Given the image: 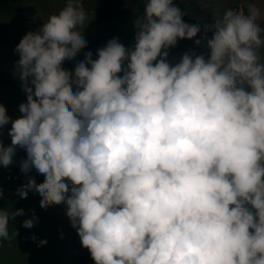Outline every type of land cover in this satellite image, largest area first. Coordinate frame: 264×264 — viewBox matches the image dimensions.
I'll list each match as a JSON object with an SVG mask.
<instances>
[{
	"label": "clouds",
	"instance_id": "1",
	"mask_svg": "<svg viewBox=\"0 0 264 264\" xmlns=\"http://www.w3.org/2000/svg\"><path fill=\"white\" fill-rule=\"evenodd\" d=\"M182 16L172 0H147L134 49L113 39L72 76L61 65L86 46L82 0H66L16 48L34 90L12 121V146L0 144V165L15 146L26 150L21 171L44 181L30 178L17 194L35 190L42 209L65 203L95 264H264L261 11L227 10L210 58L186 54L173 67L162 49L200 31ZM9 121L0 105V128ZM18 215L0 209V242L18 235L8 231Z\"/></svg>",
	"mask_w": 264,
	"mask_h": 264
},
{
	"label": "rangeland",
	"instance_id": "2",
	"mask_svg": "<svg viewBox=\"0 0 264 264\" xmlns=\"http://www.w3.org/2000/svg\"><path fill=\"white\" fill-rule=\"evenodd\" d=\"M196 2L204 25L201 36L197 40L199 43L192 38L188 39L184 49L168 61L170 66L174 67L180 63L186 54L193 60L197 56H203L207 61L210 58L208 41L214 36V25L217 19L222 18L229 9L247 15L250 6L259 8L261 17L257 23L264 28V0H196ZM65 4L66 0H20V3L14 5L12 10L0 7V66L25 89L33 87L34 90V86L30 82L32 77L21 79L18 66L20 56L16 48L25 35L29 32H38L48 18L53 14H58ZM82 4L86 20L84 25L78 28L79 31L88 25L97 14L95 0H82ZM182 21L185 23L183 17ZM260 56L261 62L264 63V46L260 49ZM65 60L61 67L68 72ZM69 75L72 76L70 73ZM243 87L245 91H251L247 84ZM73 90H76L75 87ZM0 95L11 103L10 120L21 118L22 113L19 107L13 105L16 98L9 84L0 83ZM0 144L6 147L1 138ZM30 178L34 179L37 185L44 181L43 175L34 171L23 173L15 165L13 157L8 167L0 165V191L3 193L0 197V209H5L9 213L23 210V215L14 217L8 225L10 236L14 231L18 235L0 242V264H73L74 258L80 254H89L90 251L82 246L77 229L72 227L66 215L67 205L65 203L49 205L42 209L41 197L35 190L28 191L27 198H21L17 194V189L27 184ZM65 183L69 184L71 190V183L69 181ZM27 219L34 220V226L30 229L23 227V222ZM41 241H47V243L41 246Z\"/></svg>",
	"mask_w": 264,
	"mask_h": 264
},
{
	"label": "trees",
	"instance_id": "3",
	"mask_svg": "<svg viewBox=\"0 0 264 264\" xmlns=\"http://www.w3.org/2000/svg\"><path fill=\"white\" fill-rule=\"evenodd\" d=\"M95 2L97 4L96 17L80 31L86 41V46L80 50L76 57L71 60H65V66L71 75L74 74L76 66L80 62L86 60L87 53L90 52L92 54V60L98 59V51L105 48L113 39H116L122 44L126 50H133L135 47L136 34L139 31L137 22L144 16V8L147 0H95ZM19 3L20 0H0V7L12 10L14 5ZM172 3L175 7L181 10L183 13L182 17L186 24L199 27L200 31L192 38L194 41L199 40L204 25L202 14L198 8L196 0H172ZM187 42L188 39L178 38L175 45L162 49V53L167 52V56L164 57L165 62L168 63L173 55L183 50ZM161 58L162 57H157V61H153V65H155V63ZM127 63L128 61L126 60L122 67L126 68ZM86 66L90 68V65ZM117 75L123 77L124 72L121 71V73H118ZM0 83L9 84V87L15 93L16 101L13 102L14 106L19 107L21 104L26 103V89L23 88L15 78L1 66ZM10 104L11 103H9L7 98L0 95V105L5 107L8 117L11 113ZM12 121L13 120H10L7 125L0 128V138L6 147L12 146L11 136L9 135ZM26 159V150L20 146H15V154L13 155L15 165L21 169V164ZM30 171L40 174L35 168H31ZM73 264H95V261L92 259L90 253L84 255L80 254L74 258Z\"/></svg>",
	"mask_w": 264,
	"mask_h": 264
}]
</instances>
